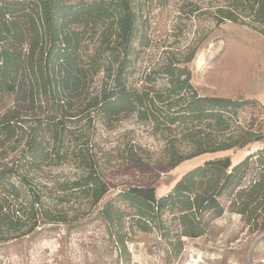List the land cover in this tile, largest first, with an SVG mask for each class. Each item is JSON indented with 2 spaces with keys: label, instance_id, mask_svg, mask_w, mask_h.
Listing matches in <instances>:
<instances>
[{
  "label": "trees",
  "instance_id": "trees-1",
  "mask_svg": "<svg viewBox=\"0 0 264 264\" xmlns=\"http://www.w3.org/2000/svg\"><path fill=\"white\" fill-rule=\"evenodd\" d=\"M177 10L187 21L206 20L213 28L231 22L264 37V0H178ZM141 11L137 0H0V244L75 220L62 207L72 200L97 206L115 188L104 173L110 162L102 157L110 153L97 131L129 118L151 125L164 149L153 161L130 141L113 164L119 173L146 177L98 211L120 258L125 219L143 232L154 224L175 256L181 238L206 233L208 216L229 211L264 231V145L233 160L264 144L263 125L239 116L249 104L262 105L200 95L188 67L193 53L163 49L137 74L147 46ZM218 154L156 196L153 183L161 175ZM62 164L76 174L56 181L50 170ZM167 215L176 222L173 231L165 227Z\"/></svg>",
  "mask_w": 264,
  "mask_h": 264
},
{
  "label": "rangeland",
  "instance_id": "rangeland-1",
  "mask_svg": "<svg viewBox=\"0 0 264 264\" xmlns=\"http://www.w3.org/2000/svg\"><path fill=\"white\" fill-rule=\"evenodd\" d=\"M137 1L143 21L140 35L147 45L135 65L137 74L148 67L163 49L180 51L182 54L193 53L188 67L191 83L200 95L249 99L244 96L234 97L235 87L229 86L225 79L218 81V78L237 74L240 63L245 64V71L250 72L255 68L256 52L245 44L239 45L229 39L233 37L240 40L245 36L244 32L256 31L231 22L213 28L206 20L193 22L178 18V0ZM224 43L225 50L221 54ZM239 116L244 124L254 122L264 127V108L260 105L245 106ZM97 133L103 152L110 153L104 155L102 161L110 162L104 173L115 188L94 207H89L83 200L62 204L64 209H69L68 219H75L67 224H46L42 230L38 228L31 235L0 244V264H180L192 256L200 257L202 264H264V231H253L245 224L243 217L229 211L218 218L208 216L209 229L203 236L181 238L183 248L178 256L174 255V249L161 237L154 224L151 229L143 232L125 219L122 233L126 234V253L120 258L119 250L98 211L121 189L130 184H139L146 177L133 172L119 173L113 164L119 161L120 150L130 141L149 154L153 161L162 158L164 142L160 135L152 131L151 125L138 122L135 118L114 123L111 131L99 127ZM263 145L254 143L239 152L233 160L255 152ZM220 156H200L161 175L153 183L156 196L166 195L185 171ZM75 174L76 171L70 165L62 164L52 168L49 176L62 181L73 178ZM121 208L127 210L124 204H121ZM164 222L170 231L177 228L176 222L171 221L169 215L164 217Z\"/></svg>",
  "mask_w": 264,
  "mask_h": 264
},
{
  "label": "crops",
  "instance_id": "crops-1",
  "mask_svg": "<svg viewBox=\"0 0 264 264\" xmlns=\"http://www.w3.org/2000/svg\"><path fill=\"white\" fill-rule=\"evenodd\" d=\"M245 36L240 40L232 39V42L246 45L256 52L257 65L252 71H245V64L240 63L238 66L237 74L229 77L228 75L218 78V81H223L224 79L229 86H234L236 89L235 96H244L247 98L256 99L259 104L264 107V37L257 33L251 31L244 32ZM226 44L224 43V48L221 54L225 50ZM243 62V61H241Z\"/></svg>",
  "mask_w": 264,
  "mask_h": 264
},
{
  "label": "built area",
  "instance_id": "built-area-1",
  "mask_svg": "<svg viewBox=\"0 0 264 264\" xmlns=\"http://www.w3.org/2000/svg\"><path fill=\"white\" fill-rule=\"evenodd\" d=\"M180 264H202L200 257L192 256L184 261H182Z\"/></svg>",
  "mask_w": 264,
  "mask_h": 264
},
{
  "label": "bare ground",
  "instance_id": "bare-ground-1",
  "mask_svg": "<svg viewBox=\"0 0 264 264\" xmlns=\"http://www.w3.org/2000/svg\"><path fill=\"white\" fill-rule=\"evenodd\" d=\"M219 48H220V47H218L217 49H215V51H214L215 54L218 52V49H219Z\"/></svg>",
  "mask_w": 264,
  "mask_h": 264
}]
</instances>
